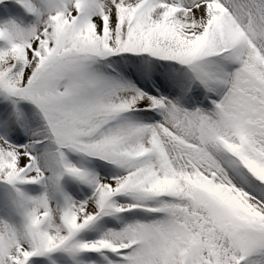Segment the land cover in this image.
Here are the masks:
<instances>
[{
	"label": "snow or ice",
	"instance_id": "obj_1",
	"mask_svg": "<svg viewBox=\"0 0 264 264\" xmlns=\"http://www.w3.org/2000/svg\"><path fill=\"white\" fill-rule=\"evenodd\" d=\"M0 264H264V0H0Z\"/></svg>",
	"mask_w": 264,
	"mask_h": 264
}]
</instances>
